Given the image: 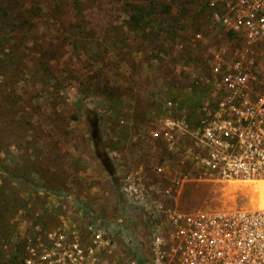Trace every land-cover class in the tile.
<instances>
[{
    "label": "rangeland",
    "instance_id": "374dc122",
    "mask_svg": "<svg viewBox=\"0 0 264 264\" xmlns=\"http://www.w3.org/2000/svg\"><path fill=\"white\" fill-rule=\"evenodd\" d=\"M31 1L27 7L41 3ZM43 1L46 12L33 20L30 37L18 39L26 63L14 80L7 78L12 71L0 77V198L7 199L4 231L17 248L29 239L43 247L48 231L88 220L119 223L120 174L126 167L164 157L177 168L174 155L147 138L157 118L150 104L164 95L171 78L149 57L159 45L172 55L169 62H178L176 47L191 40L189 23L207 22L199 0H142L154 2L156 14L147 16L140 33L123 0H79V9L71 0L65 14L54 11L53 1ZM192 55L189 69L173 73L180 82L187 74L208 72L205 55ZM103 154L106 160L99 158ZM250 183L222 182L198 170L180 203L186 210L264 208V182ZM85 210L95 218H85ZM124 230L125 245L127 234H141Z\"/></svg>",
    "mask_w": 264,
    "mask_h": 264
},
{
    "label": "built area",
    "instance_id": "2783aa9c",
    "mask_svg": "<svg viewBox=\"0 0 264 264\" xmlns=\"http://www.w3.org/2000/svg\"><path fill=\"white\" fill-rule=\"evenodd\" d=\"M205 1L206 25L196 24L190 47L178 44L172 68L189 69L195 56L180 55L191 52L205 55L208 72L167 85L147 134L178 169L164 157L126 167L119 223L53 229L43 247L29 239L24 264H264V209L180 203L198 170L222 182L264 179V0ZM161 56L169 63L172 55ZM202 86L209 87L202 106L187 108L182 93ZM125 226L141 233L127 234V245Z\"/></svg>",
    "mask_w": 264,
    "mask_h": 264
},
{
    "label": "trees",
    "instance_id": "16d2710c",
    "mask_svg": "<svg viewBox=\"0 0 264 264\" xmlns=\"http://www.w3.org/2000/svg\"><path fill=\"white\" fill-rule=\"evenodd\" d=\"M54 2L55 6V12L57 14H65L67 13L66 6L67 3H69L71 0H51ZM77 8L79 9V0H72ZM125 1V6L128 8L126 9L127 13L131 17V20L133 22V27L135 30L142 32L144 30L143 23L147 21V16L156 14V5L154 2H150L149 4L146 1H137V2H131L132 0H123ZM197 2V0H190V2ZM201 8L200 12L206 14L205 5H207L205 0H199ZM34 3L31 0H0V77L6 76V73L4 71H12L13 73L9 74L7 77L10 81L14 80L16 76L17 71L21 66L26 63L25 59H23L20 54L18 47L20 46L19 40L22 39V41L27 40L32 33L33 30V20L42 16L45 14L46 11H43L44 9V1L41 0V3H39L38 8L33 7H27L28 5H32ZM42 6V7H41ZM43 11V12H42ZM166 11L173 12V8L171 6L168 7ZM80 14V12H78ZM126 13V12H124ZM174 19V18H173ZM175 20V19H174ZM191 21L190 25V34L195 29L196 25L195 23ZM174 26H177V29H174L172 27V30H174L173 38L175 39V36L179 35L180 27L176 24ZM152 31V30H151ZM152 33H155V36L161 35L160 32L157 33V31H152ZM182 42H184L182 40ZM188 45V44H187ZM185 45V46H187ZM190 47V46H187ZM166 50L162 48L161 46H155L153 51L151 52V56L149 57L150 63L154 62V60H157L159 63L158 68L165 72L164 75H167L169 78L168 88H173L175 84L176 77H174V68H172V65L175 64V59L171 60L169 63L165 61V59L161 56V53L166 54ZM192 57L191 52L185 53L183 60L186 59V61H189ZM41 65H44L43 61H40ZM154 64V63H153ZM153 67H155L153 65ZM1 85V81H0ZM209 91V87L202 86L200 88L195 89L193 92H183V100L182 103L187 106V108L195 111L199 107L202 106L204 103V99L206 98ZM176 96V95H175ZM155 101H153L150 105H154ZM151 110V109H150ZM193 121L194 118H191ZM99 158L102 160H106L104 154L99 155ZM3 162L0 158V171L3 168ZM70 200H72L69 197ZM5 203H7V199H1L0 198V264H24L25 259L23 256H21V250L23 247H25L27 244V240L23 241L22 248L18 247L15 243H12L10 238V234L8 231H4V229L8 228L9 221H6L4 216L5 211ZM121 209V208H120ZM85 218H95L94 213H92L89 210H85ZM120 214V211H119ZM102 220V219H100ZM119 220V217H118ZM132 227V226H131ZM135 229V228H133ZM8 230V229H7ZM3 232V233H2ZM5 232V233H4ZM7 233V235H6ZM2 234V236H1Z\"/></svg>",
    "mask_w": 264,
    "mask_h": 264
},
{
    "label": "bare ground",
    "instance_id": "6f19581e",
    "mask_svg": "<svg viewBox=\"0 0 264 264\" xmlns=\"http://www.w3.org/2000/svg\"><path fill=\"white\" fill-rule=\"evenodd\" d=\"M245 182H264V179H257V180H246ZM250 183V184H251ZM257 209H264V208H257Z\"/></svg>",
    "mask_w": 264,
    "mask_h": 264
}]
</instances>
